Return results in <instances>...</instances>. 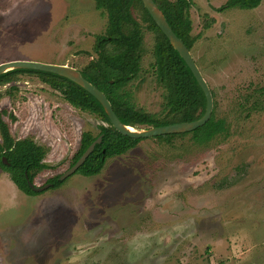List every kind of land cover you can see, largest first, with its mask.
Listing matches in <instances>:
<instances>
[{
    "label": "rangeland",
    "instance_id": "374dc122",
    "mask_svg": "<svg viewBox=\"0 0 264 264\" xmlns=\"http://www.w3.org/2000/svg\"><path fill=\"white\" fill-rule=\"evenodd\" d=\"M190 1L191 53L228 134L205 144L191 133L144 137L107 158L98 174L62 180L82 133L95 135L107 123L36 74L1 83L10 135L43 146L50 167L35 175L34 185L44 187L36 194L4 193L1 180L0 264H264V0L224 11L217 8L228 0ZM132 13L144 46L142 70L128 89L137 108L162 118L167 92L151 67L157 35L140 3ZM107 26L94 0H0V63L26 59L84 71L98 58L96 37ZM4 174L11 175L0 163ZM57 175L63 182L54 186Z\"/></svg>",
    "mask_w": 264,
    "mask_h": 264
},
{
    "label": "trees",
    "instance_id": "16d2710c",
    "mask_svg": "<svg viewBox=\"0 0 264 264\" xmlns=\"http://www.w3.org/2000/svg\"><path fill=\"white\" fill-rule=\"evenodd\" d=\"M98 9L105 10L108 15V26L105 34L96 37L95 49L98 58L93 59L84 71L83 76L102 90L110 100L120 120L127 125L160 126L171 123L193 121L200 118L206 110L205 93L195 78L190 67L173 47L167 36L155 23L145 8L142 0H94ZM174 32L191 50L195 42L191 35L192 22L187 16L190 0H155ZM262 0H228L218 7L224 11L231 7L255 8ZM140 3L149 20V28L157 35L154 46V62L151 67L158 82L166 89L165 110L162 118L137 108L132 99L129 84L141 72L144 33L142 25L135 19L132 7ZM19 74H36L53 88L60 90L64 98L73 106L96 114L107 124L100 125V131L93 134L84 131L80 147L73 157L71 166L81 157L85 150L102 135V141L86 161L77 170L84 175L98 174L104 167L107 158L121 155L134 147L142 138H132L119 132L111 123L101 102L81 85L56 73L38 69L16 68L0 75V84L9 82ZM213 96H215L212 91ZM258 103V100L255 101ZM216 104L211 118L201 127L185 132L199 144L211 141L217 135H227L229 128L224 118L216 117ZM0 131L3 144L0 143V163L10 172L12 180L27 194H36L28 179L33 182L35 175L50 165L43 161L46 149L31 138L15 139L10 135L8 124L0 112ZM184 133V134H185ZM183 133H171L157 137L170 140L171 137ZM6 157L5 162L2 157ZM57 175L51 179L54 186L63 181Z\"/></svg>",
    "mask_w": 264,
    "mask_h": 264
},
{
    "label": "water",
    "instance_id": "95a60500",
    "mask_svg": "<svg viewBox=\"0 0 264 264\" xmlns=\"http://www.w3.org/2000/svg\"><path fill=\"white\" fill-rule=\"evenodd\" d=\"M145 8L148 10L152 18L158 27L163 31L167 36L170 43L173 47L180 53L183 59L186 61L191 71L193 72L198 83L202 87L206 100L207 106L205 113L198 119L193 121H185L179 123H171L160 126H150L149 128L138 129L134 126L124 124L116 112L113 109V106L106 96V94L95 86L92 82L86 79L82 72L78 69L69 66L67 64H57V63H48L36 60H26V59H16L11 61H6L0 63V75L16 68H25V69H38L47 72H52L64 76L75 83L81 85L93 96H95L105 108L109 119L112 125L121 133L126 134L132 138H144L151 136H159L171 133H185L190 132L198 127L203 126L212 116L214 110V96L212 89L204 77L199 65L194 59L191 50L187 47L184 41L174 32L169 22L167 21L164 13L159 8L155 0H142ZM102 141V135H100L91 145L85 150L81 157L73 164L69 169H67L63 174H61L60 179H64L69 175L76 173L80 166L86 161L92 151L95 149L96 144ZM5 160V159H4ZM30 187L36 191L42 190L44 187L35 186L32 181L28 179ZM49 185V184H48ZM46 185V186H48Z\"/></svg>",
    "mask_w": 264,
    "mask_h": 264
},
{
    "label": "crops",
    "instance_id": "0c3cea01",
    "mask_svg": "<svg viewBox=\"0 0 264 264\" xmlns=\"http://www.w3.org/2000/svg\"><path fill=\"white\" fill-rule=\"evenodd\" d=\"M3 179H5V181H4V184H3V187L1 188V190H2V192H6V190H10V189H12V193H18V192H20L21 194H22V190L21 189H19V187L17 186V184L12 180V178H11V176L10 177H8V176H6L5 174H4V178H2V177H0V182H1V180H3ZM12 184V185H11ZM6 185H8V186H6ZM11 186H13V187H11ZM15 190V191H14ZM3 199L5 200V194H3ZM4 200L2 201V202H4ZM12 205V204H11ZM14 205V204H13ZM19 205H21V204H17V205H15V207H16V212H14V216H16V218L19 216V215H21V210H18V207H21V206H19ZM17 210H18V213H17ZM1 242V241H0ZM5 243V241H3L2 240V242H1V244L3 245Z\"/></svg>",
    "mask_w": 264,
    "mask_h": 264
},
{
    "label": "flooded vegetation",
    "instance_id": "af4514ba",
    "mask_svg": "<svg viewBox=\"0 0 264 264\" xmlns=\"http://www.w3.org/2000/svg\"><path fill=\"white\" fill-rule=\"evenodd\" d=\"M2 159H3V160H4V159L6 160V157L3 156ZM5 160H4V161H5ZM76 172H77V171H76ZM10 176H11V175H10ZM19 189H20V188H19ZM23 192H24V191H23Z\"/></svg>",
    "mask_w": 264,
    "mask_h": 264
}]
</instances>
